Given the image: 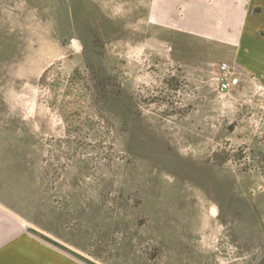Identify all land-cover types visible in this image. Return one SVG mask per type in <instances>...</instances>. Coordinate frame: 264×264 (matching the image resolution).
Here are the masks:
<instances>
[{
  "label": "rangeland",
  "instance_id": "obj_1",
  "mask_svg": "<svg viewBox=\"0 0 264 264\" xmlns=\"http://www.w3.org/2000/svg\"><path fill=\"white\" fill-rule=\"evenodd\" d=\"M177 2L0 0V200L88 264H264V84Z\"/></svg>",
  "mask_w": 264,
  "mask_h": 264
},
{
  "label": "crops",
  "instance_id": "obj_2",
  "mask_svg": "<svg viewBox=\"0 0 264 264\" xmlns=\"http://www.w3.org/2000/svg\"><path fill=\"white\" fill-rule=\"evenodd\" d=\"M184 33L221 46L222 63L264 84V0H178ZM232 71V72H233ZM0 264H88L31 233L0 200Z\"/></svg>",
  "mask_w": 264,
  "mask_h": 264
},
{
  "label": "built area",
  "instance_id": "obj_3",
  "mask_svg": "<svg viewBox=\"0 0 264 264\" xmlns=\"http://www.w3.org/2000/svg\"><path fill=\"white\" fill-rule=\"evenodd\" d=\"M220 69L223 72L224 76L221 79L218 78L217 88H218V90H220V92H225L230 87L229 78L233 74V72L230 70L229 66L226 63L220 64ZM236 80L237 79L235 78L232 81H236Z\"/></svg>",
  "mask_w": 264,
  "mask_h": 264
},
{
  "label": "bare ground",
  "instance_id": "obj_4",
  "mask_svg": "<svg viewBox=\"0 0 264 264\" xmlns=\"http://www.w3.org/2000/svg\"><path fill=\"white\" fill-rule=\"evenodd\" d=\"M215 210V209H214ZM217 212V211H216Z\"/></svg>",
  "mask_w": 264,
  "mask_h": 264
}]
</instances>
